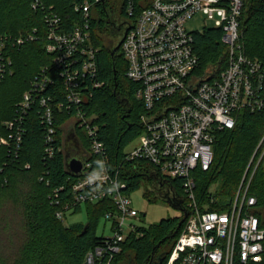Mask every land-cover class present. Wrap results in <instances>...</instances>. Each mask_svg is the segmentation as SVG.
Masks as SVG:
<instances>
[{
    "label": "built area",
    "instance_id": "obj_1",
    "mask_svg": "<svg viewBox=\"0 0 264 264\" xmlns=\"http://www.w3.org/2000/svg\"><path fill=\"white\" fill-rule=\"evenodd\" d=\"M246 1L84 0L74 3L78 20L68 29L54 6L32 0V10L43 16L51 63L31 82L16 106L15 117L4 123L7 135L0 137V147L18 158L25 125L36 110L44 128V161H51L64 152L63 135L61 145L57 140V119L63 114L74 119L73 128L76 135V130L82 132L77 138L87 159L83 175L69 182L65 198V186L52 190L50 200L58 208L56 217L65 221L78 207L103 201H111L115 207L103 218L111 224L113 236L105 237L102 245L89 252L84 264H111L121 244L137 233L132 222L141 216L134 209L128 183L121 177L122 166H112L107 147L99 140L96 115H88L84 106L92 98L90 87L101 86L96 81L100 47L93 38V23L100 19L98 8L106 6L108 11L107 5L112 8L120 3L125 18L132 20L122 43L127 63L124 76L135 85L134 96L144 107L139 145L125 151V160L146 163L159 173V181L163 180L159 187L163 195L159 197L167 203L168 199H179L168 186L176 180L182 181L189 201V215L165 264H264V225L255 215L257 200L249 195L252 178L264 160V135L230 208L202 210L194 192L193 172L210 170L216 135L233 130L243 112L264 111V67L246 54L241 43ZM199 14L211 24L204 30L213 28L222 33L226 49L223 67L201 69L195 33L187 29V23ZM39 34V28H32L12 45L39 42ZM9 41V37L0 38V84L13 72L7 53ZM41 180L50 184L45 177Z\"/></svg>",
    "mask_w": 264,
    "mask_h": 264
},
{
    "label": "trees",
    "instance_id": "obj_2",
    "mask_svg": "<svg viewBox=\"0 0 264 264\" xmlns=\"http://www.w3.org/2000/svg\"><path fill=\"white\" fill-rule=\"evenodd\" d=\"M83 1L43 0L47 7L54 6L59 11L68 29L78 20L73 12L74 3ZM31 2L0 0V38L9 37L7 53L12 60L13 71L0 84V137L7 135L4 123L15 117L16 106L22 101L31 82L44 66L51 63V56L45 48L43 16L32 10ZM105 8L99 6L100 19L93 23L94 42L100 47L96 81L101 86L94 88L90 85L92 98L86 100L85 111L90 116L96 115L99 140L107 147L112 166H122L121 177L128 183L130 193L139 187L142 179H148L149 183L152 181L156 184V195L162 197L163 190L159 187L163 180L159 181V173L146 163L125 160V149L141 133L140 116L144 107L134 96L135 85L125 79L127 63L120 51L121 46H110L108 38L103 37L107 24L116 26ZM121 15L125 17L124 12ZM35 27L40 29L42 39L39 42L12 45L16 38ZM221 36V31L213 28L194 34L195 50L202 70L225 66L226 49ZM241 43L246 54L258 59L264 67V0L246 1ZM29 116L18 158L10 155L6 148L0 147V264H84L88 253L102 245L105 237L99 236L97 229L105 214L115 210L114 204L103 201L78 207L74 214L85 208L88 217L86 224L67 226L56 217L58 208L50 200L52 190L65 186L62 193L65 198L69 194V182L74 181V177L66 171L64 152H58L51 161H44V128L37 118L36 110ZM69 119L68 114L57 119V140L60 145L61 125ZM76 131L79 135L80 131ZM263 135L264 111L256 114L243 112L233 130H225L216 135L210 170L203 172L197 169L193 172L194 192L200 209L208 207L210 211L221 212L230 208ZM144 169L145 173H142ZM47 172L48 175L45 174ZM42 177L50 184L42 181ZM215 185L217 189L212 191ZM168 186L179 198L173 202H181L189 211V201L182 181H170ZM249 195L256 198L255 215L264 225V160L252 178ZM148 200L151 202L154 198ZM17 206L22 210V220L19 219L18 226L14 218H10ZM4 209L6 213H2ZM182 219L183 216L163 220L150 229L138 228L137 233L131 234L121 244V251L114 255L111 264H165L184 227L185 222L178 227Z\"/></svg>",
    "mask_w": 264,
    "mask_h": 264
},
{
    "label": "rangeland",
    "instance_id": "obj_3",
    "mask_svg": "<svg viewBox=\"0 0 264 264\" xmlns=\"http://www.w3.org/2000/svg\"><path fill=\"white\" fill-rule=\"evenodd\" d=\"M122 6L121 3L117 6H113L112 8L108 6V15L110 20L116 24V26L112 27L107 24L106 30L104 31V36L106 39L110 38L114 43V46H118L124 39L126 28L128 24L132 23V20L129 18L122 17L121 15ZM211 26V24L207 21V18L202 15H196L193 19H191L187 23V29L194 33H201L204 31L205 27ZM122 28L118 30V28ZM99 32V30H98ZM101 35V34H100ZM120 51L122 53V44L120 47ZM74 125V119L66 120L61 125L62 135L64 137L70 131V128ZM139 145V140L136 139L132 142L126 149V152H131L135 147ZM65 154V153H64ZM74 151L72 152V155ZM155 183L152 181L149 183L148 179H142L139 183V187L133 190L130 193L131 199L133 201L134 209H136L140 213V217H137L133 220V225L137 228H145L150 229L153 226H157L163 220L180 218L182 216V212L173 208L169 203H167L164 199L158 197V194L155 193ZM217 189V185L212 187V191ZM152 194V196H151ZM150 195V197H149ZM149 198H154L153 201H149ZM15 210V211H14ZM13 214L10 218H14L17 226L19 225V219L22 220V210L19 206L14 209ZM2 213H6L4 209ZM1 213V214H2ZM3 215V214H2ZM4 218V216H2ZM88 220L87 211L85 208L81 210V212L77 214H67V218L65 219V225L69 226L75 223H83L86 224ZM111 224L106 222L104 219L101 220L97 233L99 236H104L106 238H110L113 236V233L110 229Z\"/></svg>",
    "mask_w": 264,
    "mask_h": 264
},
{
    "label": "water",
    "instance_id": "obj_4",
    "mask_svg": "<svg viewBox=\"0 0 264 264\" xmlns=\"http://www.w3.org/2000/svg\"><path fill=\"white\" fill-rule=\"evenodd\" d=\"M127 31L128 30H126V32ZM122 43L123 41L118 45V47H120ZM64 143H65L64 153H65L66 171L71 177L78 178L83 175V168H84V165L86 164L87 158L84 156V151L79 143L75 129L73 127L70 128L69 134L65 138ZM73 151H76V156H72ZM168 203L173 208L180 210L184 213V217L178 226V227H181V225L185 222V220L187 219L189 215L188 210L182 206L181 202L177 203V202H173L172 200L168 199Z\"/></svg>",
    "mask_w": 264,
    "mask_h": 264
},
{
    "label": "flooded vegetation",
    "instance_id": "obj_5",
    "mask_svg": "<svg viewBox=\"0 0 264 264\" xmlns=\"http://www.w3.org/2000/svg\"><path fill=\"white\" fill-rule=\"evenodd\" d=\"M128 28H126V30H127ZM108 44L110 45V46H114V43L112 42V40L111 39H109L108 38ZM115 47V46H114ZM69 134V132L67 133V134H65L64 135V141H65V138L67 137V135ZM64 149H65V143H64Z\"/></svg>",
    "mask_w": 264,
    "mask_h": 264
}]
</instances>
